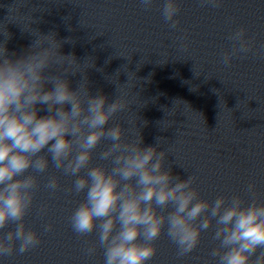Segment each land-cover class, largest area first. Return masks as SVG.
Here are the masks:
<instances>
[{
    "label": "water",
    "instance_id": "obj_1",
    "mask_svg": "<svg viewBox=\"0 0 264 264\" xmlns=\"http://www.w3.org/2000/svg\"><path fill=\"white\" fill-rule=\"evenodd\" d=\"M178 9L177 28L170 30L160 16L159 0L147 10L137 0H2L0 43L16 59L35 39L23 26L54 33L60 54L91 65L65 75L73 90L84 82L89 95H104L110 103L116 88L133 84L129 107L108 126L122 124L126 139L139 131L142 146L166 150L165 167L181 180L193 176L200 199L240 195L246 200L244 189L254 183L264 201V0H222L219 7L178 0ZM239 28L245 29V39L251 38L253 50L235 55L225 66L222 55L232 46L227 37ZM48 71L55 74L56 69ZM39 114H45L43 109ZM109 143L100 142L90 166L111 167L110 160L99 158ZM49 176L57 179L55 192L43 187ZM72 179L51 164L37 177L39 187L25 221L41 242L8 256L5 264H102L101 250L84 252L94 246L95 234L80 237L69 226L67 218L83 198L66 193ZM44 224L52 229L43 232ZM214 226L183 257L162 232L148 264H209L208 253L217 243Z\"/></svg>",
    "mask_w": 264,
    "mask_h": 264
},
{
    "label": "clouds",
    "instance_id": "obj_2",
    "mask_svg": "<svg viewBox=\"0 0 264 264\" xmlns=\"http://www.w3.org/2000/svg\"><path fill=\"white\" fill-rule=\"evenodd\" d=\"M154 2L137 0L144 10ZM200 3L219 7L222 0ZM178 10V0H159L160 16L170 30L177 28ZM23 30L35 37L24 55L10 59L0 43V264L13 253L24 254L40 244L39 234L27 226L25 217L39 187L37 177L50 164L74 178L66 193L83 194L68 223L77 236L95 234L94 246L84 252L94 255L101 250L102 264H148L162 232L177 256H186L213 222L212 240L217 243L208 253L209 264H264V201L254 183L244 189L246 200L240 195L200 199L193 176L181 180L165 167L166 150L142 146L139 131L126 139L122 124L108 126L129 107L133 84H125L127 90L124 85L116 88L110 103L104 95H89L84 82L73 90L65 75L91 65L60 54L61 43L54 33L41 34L29 24ZM227 39L232 46L222 55L225 66L235 55L253 50L244 28ZM53 67L55 74H49ZM42 109L44 115L39 114ZM102 140L110 143L99 158L110 160V168L90 166ZM43 187L58 190L56 177L49 176ZM41 228L49 232L52 225Z\"/></svg>",
    "mask_w": 264,
    "mask_h": 264
}]
</instances>
